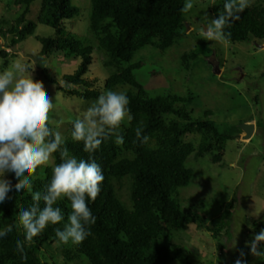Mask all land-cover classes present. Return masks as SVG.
Segmentation results:
<instances>
[{
  "label": "trees",
  "instance_id": "obj_1",
  "mask_svg": "<svg viewBox=\"0 0 264 264\" xmlns=\"http://www.w3.org/2000/svg\"><path fill=\"white\" fill-rule=\"evenodd\" d=\"M11 1L8 11H12V7L23 9L15 19L0 18V34L2 37L11 36V47L34 35L37 25L42 23L55 30L54 36H37L43 56L61 52L66 57L81 58L77 69L72 74L63 75L61 81L43 69V82L54 84L67 95L84 101H95L103 89L113 90L119 85L134 86L138 92L126 93L130 100V118L118 129L124 137L123 144H116L115 136H112L94 153H86L83 142L71 138L72 123L69 125L70 135L65 137V146L72 155L95 159L105 176L97 199L88 201L96 217V223L91 226L92 235L79 245L58 243L55 229H63L71 211L70 201L63 198L56 206L63 210L65 221L49 225L30 246H25L27 259H21L16 250V242L24 240L19 211L30 208L33 201L26 190H13L9 193L10 199L0 204V230L9 225L13 228L6 237L0 238V264H56L48 256L49 249H59L63 259L69 262L85 257L90 264H166L173 259L181 264H197L180 244L174 242L173 234L194 223L197 228H207L218 237L223 228L228 230L230 226L234 203L228 201L220 215L207 224L206 218L198 212L184 211L177 194L193 178L194 171L186 164L188 157L192 153L202 157L211 152L213 163H220L224 156V140L229 136L216 127L211 110H206L202 116L194 115L192 96L172 93L153 96L145 91L135 76V71L143 63L133 62L143 48L165 50L184 36L186 18L181 8L185 0H90L88 34L96 40L97 49L103 52L102 64L108 70L102 87L97 86L96 79L87 77L95 46L88 36L72 33L65 26V21L79 12L72 0ZM37 1V20H30L28 14ZM223 4L212 7L214 16L223 10ZM250 4L241 13V19L227 29L232 33L229 41H264V2ZM0 55L7 58L8 51L1 49ZM197 59L199 52L196 49L184 52L182 67L190 71ZM61 82L68 86L61 87ZM141 121L143 134L149 137L147 144L137 140L135 135ZM188 134L210 135L211 142L207 148L196 147L192 141L186 140ZM60 162L57 152L52 164L40 167L30 177L33 191L45 190L52 176V167ZM8 178L13 184L17 182L14 174ZM261 223L264 218L254 226ZM259 249L264 251V242Z\"/></svg>",
  "mask_w": 264,
  "mask_h": 264
},
{
  "label": "rangeland",
  "instance_id": "obj_2",
  "mask_svg": "<svg viewBox=\"0 0 264 264\" xmlns=\"http://www.w3.org/2000/svg\"><path fill=\"white\" fill-rule=\"evenodd\" d=\"M261 1L264 2L250 0V3ZM222 2L224 0H192L193 8L185 13L184 36L165 50L152 47L140 50L133 62L140 61L143 65L135 71V76L138 84L153 96L164 93L192 96L194 115L202 116L206 110H211L216 127L229 136L224 140V156L220 163H213L211 152L202 157L192 153L188 157L186 164L193 169V178L177 194L181 208L198 212L206 218L207 224L220 215L228 201H233L228 230L223 228L215 237L207 228H197L196 224L190 223L173 234L174 242L180 244L197 264H236L238 259L242 264H264V258L253 256L246 247V243L264 229V223L254 226L264 218V41H207L201 35V25L207 22L206 18L215 17L211 9ZM72 3L79 12L65 21V26L72 33L88 36L95 46L87 77L96 79L97 86L102 87L108 70L102 64L103 52L97 49L96 40L88 34L90 0H72ZM10 4L11 0H0V18L15 19L22 13L23 9L18 7L8 11ZM38 11L39 1L32 5L28 19L36 21ZM54 35L52 27L39 23L34 35L11 47V36L2 37L0 34V50L8 51L7 58L0 55V71L19 62L26 66L28 73L34 71L37 80L43 79V69L59 81L63 75L72 74L81 58L66 57L61 52H53L49 57L41 54L42 44L37 36ZM191 49L199 52V59L193 62L190 71H186L181 56ZM212 62L219 64L220 73H215ZM44 86L56 105L50 113V125L67 137L70 123L94 101L67 95L51 83L44 82ZM113 91L138 92L130 85H119ZM249 122L256 124L254 135L250 139L238 137L243 134L241 125ZM186 140L203 148L211 142L210 135L199 134H188ZM52 163L53 160L49 164ZM48 256L56 264H90L85 257L66 261L59 249H49ZM166 264L181 263L173 259Z\"/></svg>",
  "mask_w": 264,
  "mask_h": 264
},
{
  "label": "clouds",
  "instance_id": "obj_3",
  "mask_svg": "<svg viewBox=\"0 0 264 264\" xmlns=\"http://www.w3.org/2000/svg\"><path fill=\"white\" fill-rule=\"evenodd\" d=\"M193 6L192 0H185L181 12L187 13ZM250 6V0H224L223 10L214 18H206L207 22L201 25V35L207 41L228 43L232 33L227 29L239 21L241 13ZM33 72L28 73L26 66L19 62L0 71V204L10 199L9 193L13 190H26L31 195V207L19 211L24 240L16 242V250L25 260L26 245L30 246L49 225L65 221L63 210L56 206L63 198L70 201L71 211L63 229H55L58 243L79 245L91 236V226L96 223V217L88 201L97 199L105 180L103 169L95 159L72 155L65 146L64 135L50 127V113L56 105L44 82L35 79ZM67 86L61 82V87ZM129 104L124 92H102L72 121V140L83 142L86 153H94L112 136H115L116 144H123L124 137L118 129L125 118H130ZM143 133L141 121L135 135L137 140L147 144L149 137ZM57 152L61 162L52 167L49 184L43 192L33 191L30 177L40 167L48 165ZM8 174H14L15 184ZM12 230L11 225L0 230V238ZM261 242H264V229L255 234L246 247L250 248L253 256L264 258V251L259 249ZM241 256H244L243 252ZM236 264H242V260L238 259Z\"/></svg>",
  "mask_w": 264,
  "mask_h": 264
},
{
  "label": "water",
  "instance_id": "obj_4",
  "mask_svg": "<svg viewBox=\"0 0 264 264\" xmlns=\"http://www.w3.org/2000/svg\"><path fill=\"white\" fill-rule=\"evenodd\" d=\"M187 28L189 29L188 25H187ZM212 63L214 65L215 73L216 74L220 73L219 64L214 63V62H212ZM241 128L243 130V134L238 135V137H240L242 139H250L255 133L256 124L254 122L244 123L241 125Z\"/></svg>",
  "mask_w": 264,
  "mask_h": 264
},
{
  "label": "crops",
  "instance_id": "obj_5",
  "mask_svg": "<svg viewBox=\"0 0 264 264\" xmlns=\"http://www.w3.org/2000/svg\"><path fill=\"white\" fill-rule=\"evenodd\" d=\"M255 123V122H254Z\"/></svg>",
  "mask_w": 264,
  "mask_h": 264
}]
</instances>
